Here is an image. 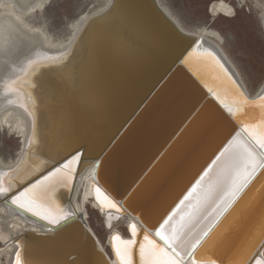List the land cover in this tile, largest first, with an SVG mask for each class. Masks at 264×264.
<instances>
[{
  "label": "bare ground",
  "instance_id": "6f19581e",
  "mask_svg": "<svg viewBox=\"0 0 264 264\" xmlns=\"http://www.w3.org/2000/svg\"><path fill=\"white\" fill-rule=\"evenodd\" d=\"M50 1L0 0V128L7 129L20 138L17 157L15 156L16 158L12 161L0 159V171H8L20 165L23 172H28L31 177L35 178L45 171H51L55 162L60 161L57 166L62 165L72 155V153L69 154V151L73 146V133L69 132L68 125L63 123L58 127V133L54 130L52 134H49V124L56 112L53 100L55 94L58 93L57 83H54L53 80L59 78L60 80H67L66 83L69 85L73 84L75 78L73 75L70 77L69 73L71 69L79 65L81 57L86 59V63L83 64V77H90L95 60L90 53L94 52L95 49L87 45V36L90 35L87 30L91 25L95 26V22L106 23L110 18L114 5V0H101L103 3H100L98 8L82 13L71 23V33L68 34L67 39L62 37L61 39H53L52 35L45 31L46 29L43 30L40 24L33 23L31 20L44 12L46 3ZM233 1L243 5L251 3L254 8H258V16L264 32V0ZM231 2L230 0H212L211 4L205 9L206 14L212 16V19L219 17L234 18L236 10ZM155 3L177 29L186 35L198 38L200 42L203 41L200 51H203V49L215 51L228 73L232 75L230 80L224 70L220 69L214 61L207 57L188 62L193 72L204 84L210 86L212 90L219 89L222 95L228 99L238 97L241 89L244 95L252 101L264 96V80L254 93L249 92L238 70L215 40V38H220L221 35L215 34L214 30L208 28L188 30L182 26L177 17L160 0H155ZM102 29L101 31H103ZM104 32L107 34V39H109L110 32ZM235 32L244 38L242 42L243 51L245 54L247 53L249 62L253 65V54L255 52L249 33L243 30L242 35L238 29ZM109 44L112 45V41ZM37 54L57 55L61 58L56 62L41 64L27 81L23 91L27 97V106L32 113L29 117L18 106V104L25 103V95L10 94L8 97H4L2 95L3 85L6 79H15L20 74L13 71L14 67H22L27 60L34 58ZM88 72L90 73L88 74ZM85 90H89L87 82L85 83ZM97 95L98 97L95 94L90 97L85 95L86 98L81 99L79 95V99L82 100L84 105L91 106L93 110H89L94 113L95 108L97 109L96 112L101 110L104 102L102 97L99 96L100 93ZM8 99L14 100L15 103L8 104ZM214 100V105L208 104L203 108L192 126L188 128L166 159H163L141 184L131 199V207H137L139 204L140 206H148L152 211L146 213V215L154 220L161 210L173 200L185 181L194 173L196 176L202 169H204L203 173L233 139L238 143L219 162L212 175V181H215L227 165H233L237 169L242 168L243 146H251L250 142L242 133L236 131L224 146L220 147L222 140L224 142L226 136L233 130L232 121L224 113L226 110L222 105L216 99ZM246 111L255 118L260 115L261 110L256 105H252ZM236 123L237 129L240 128L243 132V123L238 121ZM244 134L247 136L246 133ZM29 140L32 141L31 146ZM216 148L218 149L215 152ZM208 155L211 158L210 163L196 171V168L203 163ZM94 164L93 161L87 160L82 161L80 165L78 164L75 168L79 177L78 181L74 179L67 186L57 187L51 198L35 210L40 212L41 216L48 215L49 219L62 218L65 212L73 213L75 219L85 221L87 228L95 237L97 248L103 251L108 259V264H119L113 249V236L119 234L125 240L133 239L129 229V225L133 222L136 223L138 231L147 228L149 232L153 234L155 232L144 225L138 207L131 210L130 207L124 208L122 206L124 204L121 205L123 197L119 202H116L125 210L124 212L102 207L95 198L94 185L99 186L106 194L107 192L95 180V174L92 171L95 167ZM33 169L34 171H32ZM199 176L189 185L184 195L191 189ZM262 180L264 181V174L260 175L254 185H257L259 181L262 182V185ZM31 181L30 176L25 175L17 185V190L22 191V188ZM252 188L240 199L226 216V219L222 221L223 227L217 233L216 240L210 246L209 252L203 257L205 264H208L210 259L216 258H218L217 264H221V262L247 264L250 255L264 238V188L260 191L261 187H259V190L253 191V195L250 194ZM226 190L225 187L223 191ZM223 191L217 195L223 196ZM13 194H16V192ZM78 194L79 197H77ZM183 196L177 199V203L173 204L172 211L170 210L166 218L177 209ZM86 203L101 216L103 224L108 230L105 238L106 245L100 241L87 221ZM212 207H215V204ZM179 214L183 215L184 212L181 211ZM109 215L119 217V219L113 218L111 220V227H108L105 223ZM41 216L33 215L32 212L12 205L10 198L0 197V264H14L17 250L22 252L25 264H88L84 256L80 257L79 252L74 253L75 256L73 255V258H77V260L73 258L64 259V255L71 250L68 248L72 247V243L63 244L68 239L67 235L62 236V243H57L55 240L53 243L46 240L36 241L30 237H24L26 232L43 236L46 234L55 236V230L64 224L49 223V220L42 219ZM119 223L124 225V233L118 228L117 224ZM206 223L207 221H203L201 224L196 225L193 232H198ZM135 239L141 242L142 236L138 235ZM103 260L104 262L99 260L97 264H106L105 259ZM132 264H140V257L135 248L132 250Z\"/></svg>",
  "mask_w": 264,
  "mask_h": 264
},
{
  "label": "water",
  "instance_id": "95a60500",
  "mask_svg": "<svg viewBox=\"0 0 264 264\" xmlns=\"http://www.w3.org/2000/svg\"><path fill=\"white\" fill-rule=\"evenodd\" d=\"M94 25L87 30L90 34L87 45L95 49L90 53L95 59L90 77H83L86 59L81 57L79 65L69 73L75 78L73 84L59 78L53 80L57 83L58 93L53 100L56 112L49 124V134L54 130L58 133V127L63 123L68 125L69 132L73 133L70 157L80 153L79 165L87 160L93 161L96 167L99 162L95 172L97 184L115 201L119 202L123 197L121 205L124 204V208L135 210L138 207L144 225L155 232L172 211L173 204L204 170L196 176L193 172L154 220L146 215L152 211L148 206L139 204L131 207V199L141 184L166 159L203 108L208 104L214 105L209 87L198 78L188 62L182 63L200 41L177 29L155 0H114L107 22H95ZM104 31L110 32L109 39ZM86 82L88 91L85 90ZM98 93L104 102L101 110L96 112L95 108L93 113L90 111L93 108L84 105L80 99L86 98L85 95L98 97ZM224 113L232 121L233 130L225 135L220 147L236 131L249 141L242 130L237 129V120L226 111ZM210 161L208 155L196 171ZM59 163L55 162L51 169ZM258 171L259 175L243 196L264 173V170ZM116 215L112 217L116 218ZM60 219L58 224H64L55 230V236L26 232L24 237L62 243V236L67 235L68 239L63 244L72 243V247L64 255L65 260L79 252L88 264H97L99 260L104 262L103 259L108 264L85 221L75 219L74 215ZM105 223L108 225L109 221ZM257 260L264 261V238L247 264H256Z\"/></svg>",
  "mask_w": 264,
  "mask_h": 264
},
{
  "label": "snow or ice",
  "instance_id": "6c2138e0",
  "mask_svg": "<svg viewBox=\"0 0 264 264\" xmlns=\"http://www.w3.org/2000/svg\"><path fill=\"white\" fill-rule=\"evenodd\" d=\"M202 45L203 41L198 42L182 63L193 62L201 57L210 58L220 69L224 70L231 80L232 75L224 67L221 58L211 49L200 51ZM60 58L57 55L37 54L34 58L27 60L22 67H14L13 71L20 74L15 79L5 80L2 95L4 97H8L10 94L25 95V103L18 104V106L30 117L32 113L27 106V97L23 91L27 81L41 64L56 62ZM206 87H209L213 98L222 105L226 112L244 125L243 132L249 137L251 146H243V166L237 169L233 165H227L215 181H212V175L219 162L238 143L233 139L199 176L191 189L180 200L177 209L164 219L154 234L149 232L147 228L138 231L136 223L133 222L129 225L133 239L125 240L119 234L113 236V249L119 264H132V250L134 248L140 257V264H198V262L205 264L203 257L209 252L210 246L216 240L217 233L223 227L222 221L226 219L230 209L240 201L244 191L259 175L258 170H264V96L252 101L244 95L241 89L238 97L228 99L222 95L219 89L212 90L208 85ZM7 103L12 104L15 101L8 99ZM252 105H256L261 110L258 117L254 118L251 113L246 111ZM31 144L32 141L29 140V145L31 146ZM80 159L81 154L77 153L62 165L54 167L39 178L31 177L30 173L23 172L20 165L8 171H0V197L10 198L12 205L32 212L33 215L41 216V213L35 209L40 208L49 200L57 187L67 186L74 179L78 181L79 177L75 168ZM98 165L99 162H97L96 167ZM96 167L92 169L93 174L96 172ZM25 175H29L32 182L22 191H17V185ZM225 187L227 190L223 191ZM94 190L95 198L102 207L114 209L117 212L125 211L99 186L94 185ZM221 191H223V196H218L217 194ZM14 192L16 194H13ZM213 204L215 207H212ZM181 211L184 212L183 215L179 214ZM72 215L74 214L65 212L62 219H68ZM41 218L49 220V223H60V218L49 219L48 215H43ZM112 219L113 217L109 215L108 227L112 226ZM116 219L119 217L117 216ZM203 221H207V223L198 232H193V228ZM138 235L142 236L141 242L135 239ZM217 259H210L208 264H217ZM14 264H25L20 250L15 253ZM256 264H264V261L257 260Z\"/></svg>",
  "mask_w": 264,
  "mask_h": 264
},
{
  "label": "rangeland",
  "instance_id": "374dc122",
  "mask_svg": "<svg viewBox=\"0 0 264 264\" xmlns=\"http://www.w3.org/2000/svg\"><path fill=\"white\" fill-rule=\"evenodd\" d=\"M160 1L177 17L186 29L208 28L214 30L215 34L221 35L220 38H215L216 42L222 47L238 70L249 92L254 93L256 91L264 80V32L260 24L258 8H254L251 3L243 5L237 1L230 0L235 7L236 16L230 19L223 17L212 19V16L206 14L205 11L212 0ZM100 3L103 2L101 0H51L46 3L44 12L31 20L33 23L40 24L43 30L46 29L45 31L50 33L49 35H52L53 39H61V37L67 39L70 35L69 33H71V23L82 13L98 8ZM236 29L242 35L243 30L250 35L255 52V54L251 52L254 55L253 65L249 62L247 53L245 54L243 51L242 42L244 38L236 34ZM19 141L18 135H13L7 129L3 130L0 128V159H4V161L14 160L18 155ZM260 181L257 185H254L250 194L253 195V191L259 190V187H261L260 191L264 188V181L262 180V185ZM77 197H79V194ZM85 206H87V221L89 225L100 241L106 245L105 238L108 230L103 224L101 216L95 210L93 211L88 203ZM117 226L124 233V225L119 223Z\"/></svg>",
  "mask_w": 264,
  "mask_h": 264
}]
</instances>
